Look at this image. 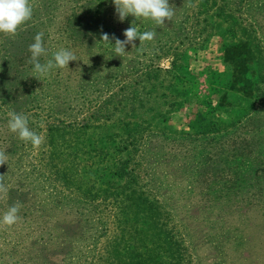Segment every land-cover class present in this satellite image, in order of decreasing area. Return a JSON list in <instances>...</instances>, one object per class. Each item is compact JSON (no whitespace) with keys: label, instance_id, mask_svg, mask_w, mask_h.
Returning a JSON list of instances; mask_svg holds the SVG:
<instances>
[{"label":"rangeland","instance_id":"374dc122","mask_svg":"<svg viewBox=\"0 0 264 264\" xmlns=\"http://www.w3.org/2000/svg\"><path fill=\"white\" fill-rule=\"evenodd\" d=\"M169 4L175 14L163 25L135 21L139 32L156 35L140 46L135 40L140 50L126 45L121 57L100 37L124 40L134 17L121 22L112 0H55L44 12L81 10L89 35L81 41L41 22L22 25L14 37L0 34V150L7 155L0 175L9 189L0 216L22 205L15 225L0 226V264H167V234L184 250L170 262L264 264L263 199L248 206L246 193L235 195L232 163L211 152L210 141L229 140L230 118L214 112L227 133L202 137L189 129L199 99L218 80H243L238 63L247 54L237 44L252 41L264 52V0ZM41 32V63L61 48L78 60L37 79L28 49ZM177 67L183 84L172 92ZM9 112L28 118L44 138L40 147L8 130ZM124 161L130 176L116 181L110 173ZM137 196L153 215L124 208Z\"/></svg>","mask_w":264,"mask_h":264},{"label":"trees","instance_id":"16d2710c","mask_svg":"<svg viewBox=\"0 0 264 264\" xmlns=\"http://www.w3.org/2000/svg\"><path fill=\"white\" fill-rule=\"evenodd\" d=\"M54 3L55 0H41L39 3L34 0L32 17L25 24L36 22L39 25L38 23L41 22V25H50L53 29L55 28V33L63 35L70 41H81L84 36L87 37L88 32L84 31V27L82 28L85 16L81 10L71 8L45 15V11L53 9ZM70 44L73 46V43ZM237 45H243L242 47L247 54L246 62L238 63V67L242 69L244 75L243 80L237 83L236 80L231 83L230 80L221 78V84L218 80L216 86L199 99L198 105L201 106L202 110L196 113L189 129L193 135L202 137L227 133L225 128L228 123L218 120L214 116V112L221 110L228 118L233 117L228 121L232 122L229 124V140L219 138L217 139L219 141H210L214 147L211 152L220 163L225 164L227 160H230L233 165V168L230 169L235 195L240 196L239 194L242 192L246 193L242 201H246V203L248 201L249 206L256 203L254 200L263 199L264 203V52L262 53L261 48L252 41L247 43L244 41ZM226 48L228 49V47ZM234 53L238 54L239 51ZM227 54L230 55V53ZM179 69L177 67L176 70H173L174 74H171L172 92H178L183 84H180L182 79L177 73L178 71L181 72ZM219 76H222V74H219ZM230 89L235 94L231 98L227 96ZM236 89L240 93L236 92ZM126 137L128 138V135ZM227 143H229V146H224ZM120 163L122 164L120 171L110 173L116 181L130 176L126 169V162ZM105 188H111V186L105 185ZM127 200L129 206L124 208L132 211L133 216L138 213L142 215L144 212L153 215L154 208L152 204L144 198L140 196L136 198L127 197ZM233 206L241 208L242 204L234 203ZM39 224L34 226L41 227V221ZM52 225L55 229V225L51 223ZM163 241L167 243V264H179L169 260H180L181 250L182 254L184 251L183 248H180V244L173 240L169 234L163 238ZM153 258L159 260L161 256L155 254Z\"/></svg>","mask_w":264,"mask_h":264},{"label":"clouds","instance_id":"9594fccd","mask_svg":"<svg viewBox=\"0 0 264 264\" xmlns=\"http://www.w3.org/2000/svg\"><path fill=\"white\" fill-rule=\"evenodd\" d=\"M112 4L121 22L129 15L134 17L132 25L123 32L124 40H120L114 35L110 37L108 33H102L100 37V41L103 42L104 46L109 44L114 46L113 50L117 57L125 56L128 53L125 51L126 45H132V48L140 50L133 43L137 39L140 42L139 46L154 39L155 31L141 33L137 27L133 26L136 20H149L154 25L161 26L165 21H170L175 14L169 0H112ZM32 14L33 6L30 0H0V34L6 37H14L21 26L31 19ZM43 35L42 32L37 33L34 37V43L29 45L28 49L31 54L29 63L33 65V72L37 74L33 77L37 79L47 75L54 68H68L70 61L78 60L73 52L61 48L53 53L52 59L41 63L40 57L46 54L42 39ZM110 41H114V43ZM8 116L7 127L11 133L16 134L19 140L31 143L34 148L41 146L44 140L43 136L29 128V121L25 115L9 112ZM6 161L5 149L0 150V165L6 164ZM8 190V186L3 182V175H0V198L6 197ZM21 207L22 205L19 202L8 207L0 216V226L11 227L15 225L20 219L19 211Z\"/></svg>","mask_w":264,"mask_h":264}]
</instances>
